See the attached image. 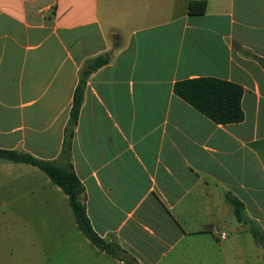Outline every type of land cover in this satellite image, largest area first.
<instances>
[{
    "label": "crops",
    "instance_id": "obj_1",
    "mask_svg": "<svg viewBox=\"0 0 264 264\" xmlns=\"http://www.w3.org/2000/svg\"><path fill=\"white\" fill-rule=\"evenodd\" d=\"M235 45L264 60V0H0V149L60 161L79 73L104 58L68 158L94 233L117 264H250L264 250V69ZM198 78L241 86L243 121L176 96Z\"/></svg>",
    "mask_w": 264,
    "mask_h": 264
},
{
    "label": "rangeland",
    "instance_id": "obj_2",
    "mask_svg": "<svg viewBox=\"0 0 264 264\" xmlns=\"http://www.w3.org/2000/svg\"><path fill=\"white\" fill-rule=\"evenodd\" d=\"M257 252L250 264H261L264 250ZM118 259L89 244L67 197L44 172L0 159V264H117Z\"/></svg>",
    "mask_w": 264,
    "mask_h": 264
},
{
    "label": "trees",
    "instance_id": "obj_3",
    "mask_svg": "<svg viewBox=\"0 0 264 264\" xmlns=\"http://www.w3.org/2000/svg\"><path fill=\"white\" fill-rule=\"evenodd\" d=\"M205 7L206 3L204 1L190 2L188 5L189 12L193 15L203 14ZM235 46L242 55L256 60L264 69L263 59L244 51L238 45ZM105 63L106 60L104 58L98 57L86 62L84 68L79 73L78 84L73 93L68 125L64 132V142L60 161H42L27 154L1 149L0 158L13 163L28 164L44 172L52 184L60 188L67 196L78 229L97 249L116 258L118 257V248L113 244L105 243L92 230L85 213V207L79 199L83 190L82 185L73 172L72 166L68 163L71 127L76 123L78 117L86 80L90 74ZM174 93L196 111L216 124L240 123L244 119V114L241 109L243 89L237 84L216 78H198L176 83L174 86ZM227 200L233 207L235 219L238 222H242V204L229 196H227ZM253 236L258 244H263V238L257 230H253Z\"/></svg>",
    "mask_w": 264,
    "mask_h": 264
},
{
    "label": "built area",
    "instance_id": "obj_4",
    "mask_svg": "<svg viewBox=\"0 0 264 264\" xmlns=\"http://www.w3.org/2000/svg\"><path fill=\"white\" fill-rule=\"evenodd\" d=\"M221 236L224 237V234H222Z\"/></svg>",
    "mask_w": 264,
    "mask_h": 264
}]
</instances>
